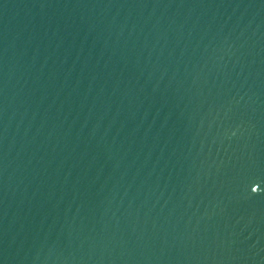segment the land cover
Listing matches in <instances>:
<instances>
[{"label": "water", "instance_id": "1", "mask_svg": "<svg viewBox=\"0 0 264 264\" xmlns=\"http://www.w3.org/2000/svg\"><path fill=\"white\" fill-rule=\"evenodd\" d=\"M0 264H264V0H0Z\"/></svg>", "mask_w": 264, "mask_h": 264}]
</instances>
